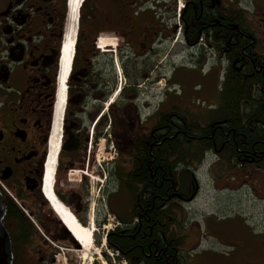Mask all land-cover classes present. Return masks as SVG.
Returning a JSON list of instances; mask_svg holds the SVG:
<instances>
[{
	"label": "flooded vegetation",
	"instance_id": "1",
	"mask_svg": "<svg viewBox=\"0 0 264 264\" xmlns=\"http://www.w3.org/2000/svg\"><path fill=\"white\" fill-rule=\"evenodd\" d=\"M181 1L177 19L176 5L170 6L169 0H86L71 71L64 81L68 71L63 75L62 49L70 30L73 44L76 19L71 8L68 19V0H0V194L12 264H55L59 245L78 248L54 217L45 189L42 193L49 153L54 142L60 144L61 130L63 149L53 191L84 225L89 182L94 175L104 177L96 210L94 201L90 205L98 227L105 229V217L112 216V233L139 221L142 203L153 197L156 154L169 145L195 142L192 156L201 160H192L193 167L215 156L212 166L229 146V162L234 164L233 139L218 148L216 138L217 132L228 137L215 120L218 83L215 94L202 84L204 94L196 96L187 93L184 81L172 85V76L182 71L207 77L220 63L225 73L227 67L236 69V43L218 19L187 33L191 27L184 16L196 4ZM197 1L201 17L203 2L215 11L219 0ZM93 4L99 10L90 18ZM250 8L243 30L248 43L240 53L242 61L253 62L254 68L260 65L254 75L262 81L252 80L253 91L242 105L245 122L256 104L264 110V2L257 0ZM111 151L115 158L107 168L104 156ZM242 157L237 160L263 159L255 153ZM173 162L174 192L169 196L183 204L186 198L177 187L182 189L186 161L176 156ZM126 201L132 205L123 204ZM110 250L117 254L115 259L121 257Z\"/></svg>",
	"mask_w": 264,
	"mask_h": 264
},
{
	"label": "trees",
	"instance_id": "2",
	"mask_svg": "<svg viewBox=\"0 0 264 264\" xmlns=\"http://www.w3.org/2000/svg\"><path fill=\"white\" fill-rule=\"evenodd\" d=\"M194 3L196 4L195 8L189 7L187 16H184L187 26L191 27L187 33H195V31L197 33L201 28L213 25L212 20L218 19L221 29L234 37L236 45L233 48V59L240 60V62H236V69L231 70L227 67L225 81L217 94L219 111L215 120L219 128L228 134L226 137L217 132L218 148L223 144V141L227 142L228 139H233L235 156L234 164L231 165L228 157L230 148L227 145L228 149L225 147L222 150L219 163L228 170L235 169L236 166L244 163V161L239 162L238 157L243 158L242 154H249L251 157L254 153L261 154L262 162H264V110L261 109L260 103L253 108L251 111L253 116L248 117L247 122L243 119L242 105L246 100L249 101L250 91H253L252 80L260 78V76L254 75V71H258L260 65L257 63L256 69L253 67V62H247L245 59L242 61L243 57L240 53L248 43H246L243 34L246 23L245 14L240 9L231 10L219 4L214 11L203 2L202 16L200 17L201 5L197 0H194ZM195 17H198V20H195ZM249 67L254 69L250 68L252 77L247 69ZM259 81L262 79L260 78ZM263 93H260L262 101H264ZM230 127H232V131ZM193 143L190 141L182 144L184 147L172 144L166 148V152L163 151L160 155L156 154L158 159L153 169L155 170L154 181H156L153 197L142 203L141 210L138 211L139 221L132 227L117 228L116 231L108 235V247L114 249L121 256L119 259L123 258L127 264H187L186 250L188 252V246L185 249L184 246L187 245L189 234L184 233L186 231L184 208L176 197L169 195L174 192L171 180L174 178L173 161L176 156H180L186 161L182 189L177 187V191L181 192V197L186 200L192 199L196 193L197 186L193 174V168L196 165L193 167L191 163L192 160L200 162L201 158L192 156V150L195 148ZM199 154L203 157V150H200Z\"/></svg>",
	"mask_w": 264,
	"mask_h": 264
},
{
	"label": "rangeland",
	"instance_id": "3",
	"mask_svg": "<svg viewBox=\"0 0 264 264\" xmlns=\"http://www.w3.org/2000/svg\"><path fill=\"white\" fill-rule=\"evenodd\" d=\"M180 1L176 0L175 5L178 8H182ZM242 1L233 0L231 4L238 8L243 5ZM169 2L172 6L173 0ZM93 5V9L88 10L90 18L99 10L98 4ZM178 16L179 9L176 10V18ZM178 60L179 58H175V62ZM65 72L67 71L64 70L63 75ZM180 78L182 76L174 74L172 80L179 82ZM219 80L217 69H214L207 77L198 75L196 84L184 82V87L186 86L187 93L194 92L196 96H203L200 88L204 84L215 94ZM105 153L104 164L109 168L110 162L115 158L114 153L112 151ZM209 160L208 164L203 163L197 169L193 168L198 188L194 197L188 198L189 201L184 204L186 220L184 233L189 234L187 245L184 246V249L188 246L187 264H264V162L259 164L251 162L252 164L228 170L219 162L211 166L213 159ZM102 168L105 166L102 165ZM73 174H76V170ZM95 176L89 182L86 195L87 216L84 220V226L90 227L89 216H93L91 228L94 229L95 243L89 251L90 258L82 257L81 247L59 245V255L55 259V264H71L69 260H78L79 264H104V254L111 259L110 264H123L114 260V256L106 250L105 236L106 233H110V228H113L112 216L105 217L108 220L105 229L98 227L94 222V213L91 212L93 205L90 204L94 201L96 210L97 198L102 192L100 185L104 181V177ZM72 242L74 244L73 240Z\"/></svg>",
	"mask_w": 264,
	"mask_h": 264
},
{
	"label": "bare ground",
	"instance_id": "4",
	"mask_svg": "<svg viewBox=\"0 0 264 264\" xmlns=\"http://www.w3.org/2000/svg\"><path fill=\"white\" fill-rule=\"evenodd\" d=\"M82 0H69V16L71 15L70 8L72 11V17L74 18V14L76 13L77 15V8L79 7V4L81 3ZM74 11V12H73ZM76 21V19H75ZM72 37L73 33L70 30L67 34V39L65 41L64 47H63V57H62V64L64 63V70H67V64L68 61L71 59V51H73V44H72ZM101 45H104V42H101ZM69 65V64H68ZM63 70V71H64ZM66 75V72H65ZM63 109V108H62ZM62 111V110H61ZM58 146H59V141L54 142L53 148L51 152L49 153V158L48 162L45 167V172H44V183L45 187L43 186V194H44V189H45V194H46V199L50 200V202L53 203L54 209L57 212L58 216L61 218V220L64 222L65 227L67 228V231L74 236V238L79 242V245L84 249V257L85 258H90L89 251L92 250L93 248V233L94 229L93 227L91 228V222H89L90 227H81L74 216L66 210V208L60 204L59 201L54 197L52 193V184H53V179H54V170H55V161L57 158V152H58ZM55 198V199H54ZM90 221V220H89ZM93 226V225H92ZM87 260V259H86Z\"/></svg>",
	"mask_w": 264,
	"mask_h": 264
},
{
	"label": "water",
	"instance_id": "5",
	"mask_svg": "<svg viewBox=\"0 0 264 264\" xmlns=\"http://www.w3.org/2000/svg\"><path fill=\"white\" fill-rule=\"evenodd\" d=\"M5 207L0 195V264H12V252L9 235L2 223Z\"/></svg>",
	"mask_w": 264,
	"mask_h": 264
}]
</instances>
